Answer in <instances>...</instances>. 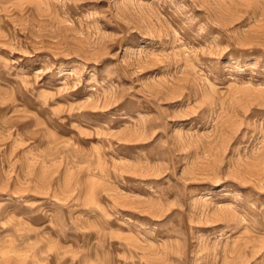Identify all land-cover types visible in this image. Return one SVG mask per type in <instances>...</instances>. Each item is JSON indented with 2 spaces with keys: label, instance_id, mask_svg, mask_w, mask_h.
I'll return each mask as SVG.
<instances>
[{
  "label": "rangeland",
  "instance_id": "obj_1",
  "mask_svg": "<svg viewBox=\"0 0 264 264\" xmlns=\"http://www.w3.org/2000/svg\"><path fill=\"white\" fill-rule=\"evenodd\" d=\"M0 264H264V0H0Z\"/></svg>",
  "mask_w": 264,
  "mask_h": 264
}]
</instances>
